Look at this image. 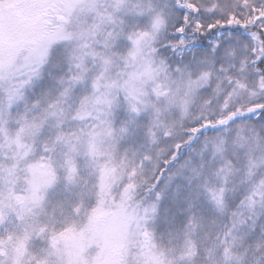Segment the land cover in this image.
<instances>
[{"label":"snow or ice","instance_id":"1","mask_svg":"<svg viewBox=\"0 0 264 264\" xmlns=\"http://www.w3.org/2000/svg\"><path fill=\"white\" fill-rule=\"evenodd\" d=\"M0 264H264V0H0Z\"/></svg>","mask_w":264,"mask_h":264}]
</instances>
